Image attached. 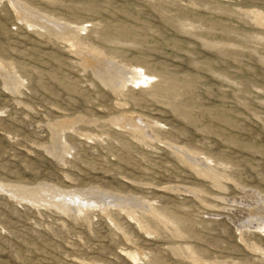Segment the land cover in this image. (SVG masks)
I'll return each instance as SVG.
<instances>
[{
  "label": "rangeland",
  "instance_id": "374dc122",
  "mask_svg": "<svg viewBox=\"0 0 264 264\" xmlns=\"http://www.w3.org/2000/svg\"><path fill=\"white\" fill-rule=\"evenodd\" d=\"M0 68V264H264V0H0Z\"/></svg>",
  "mask_w": 264,
  "mask_h": 264
},
{
  "label": "bare ground",
  "instance_id": "6f19581e",
  "mask_svg": "<svg viewBox=\"0 0 264 264\" xmlns=\"http://www.w3.org/2000/svg\"><path fill=\"white\" fill-rule=\"evenodd\" d=\"M16 5V4H15ZM3 67V66H2ZM2 70V68H0ZM5 70V69H4ZM6 71V70H5ZM7 72V71H6ZM8 75V74H7ZM84 190V189H83ZM102 191V190H101ZM12 192V191H11ZM87 192V191H86ZM9 193V192H8ZM68 195V194H67ZM72 197V196H71ZM66 198V197H65ZM72 201V200H71ZM87 202V201H86Z\"/></svg>",
  "mask_w": 264,
  "mask_h": 264
}]
</instances>
